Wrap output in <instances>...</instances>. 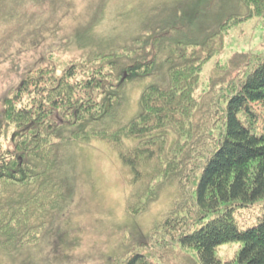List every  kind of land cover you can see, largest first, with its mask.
Listing matches in <instances>:
<instances>
[{
  "label": "trees",
  "instance_id": "obj_1",
  "mask_svg": "<svg viewBox=\"0 0 264 264\" xmlns=\"http://www.w3.org/2000/svg\"><path fill=\"white\" fill-rule=\"evenodd\" d=\"M71 1L0 0V23L19 24L20 12L34 9L30 31L47 30ZM166 2L144 8L119 38L102 29L103 1L75 34L84 61L56 66L37 54L16 66L17 80L0 98L1 254L40 244L73 196L66 155L101 141L132 171L127 214L145 211L167 182L176 190L144 238L122 233L120 264H221L216 251L227 242L241 244L234 264H264V213L243 230L234 218L241 208L264 209V127L254 132L247 108L264 105V54L216 64L207 89L195 95L203 64L223 49L233 25L264 17V0H172L205 13L200 23L179 7L167 14ZM158 58L163 78L143 88L138 114L123 121L130 87Z\"/></svg>",
  "mask_w": 264,
  "mask_h": 264
},
{
  "label": "rangeland",
  "instance_id": "obj_2",
  "mask_svg": "<svg viewBox=\"0 0 264 264\" xmlns=\"http://www.w3.org/2000/svg\"><path fill=\"white\" fill-rule=\"evenodd\" d=\"M103 1L106 16L102 29L108 35L116 32L117 37L124 38L125 31L138 24L139 13L161 0H72L55 20L57 24L49 25L47 30L41 28L34 34L30 30L39 15L34 9L20 12L23 16L21 25L0 23V98L16 82V66L35 59L37 54L42 59L50 57L48 60L56 66L69 61H84L85 52L74 45L75 34L92 15H96ZM165 1L162 7H169L167 14H174L179 7L195 14L198 23L204 21L205 13L191 10V3L173 6L170 4L172 0ZM217 12L214 8L213 14ZM241 53L264 54V17L249 18L229 29L223 49L203 64L195 95L207 89L209 76L216 64L224 65ZM163 76L162 61L158 58L153 72L130 87L123 121H129L138 114V98L143 88L150 82L161 81ZM247 108L254 115V132L261 133L264 105L249 103ZM238 118L245 125H248L246 120L251 119L245 110L239 111ZM66 157L69 166L65 168H68L73 189L70 203L54 218L38 246L22 248L12 256L0 253V264H120L126 249L121 240L122 233L131 239L144 238L152 223L172 205L176 190L170 181L162 186L158 198L145 211L136 216L127 214L124 206L133 174L104 142L76 144ZM263 213L261 204H256L237 210L234 218L238 228L243 230L255 225ZM240 245L239 242L219 245L216 256L221 264H234L235 252Z\"/></svg>",
  "mask_w": 264,
  "mask_h": 264
}]
</instances>
